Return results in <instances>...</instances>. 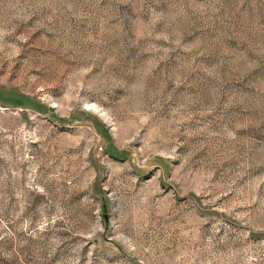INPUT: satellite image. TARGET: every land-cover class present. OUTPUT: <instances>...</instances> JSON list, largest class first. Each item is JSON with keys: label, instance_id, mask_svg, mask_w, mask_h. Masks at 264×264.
Returning a JSON list of instances; mask_svg holds the SVG:
<instances>
[{"label": "rangeland", "instance_id": "1", "mask_svg": "<svg viewBox=\"0 0 264 264\" xmlns=\"http://www.w3.org/2000/svg\"><path fill=\"white\" fill-rule=\"evenodd\" d=\"M0 264H264V0H0Z\"/></svg>", "mask_w": 264, "mask_h": 264}, {"label": "trees", "instance_id": "2", "mask_svg": "<svg viewBox=\"0 0 264 264\" xmlns=\"http://www.w3.org/2000/svg\"><path fill=\"white\" fill-rule=\"evenodd\" d=\"M110 155H111L112 157H115V155H114L113 153H110Z\"/></svg>", "mask_w": 264, "mask_h": 264}]
</instances>
